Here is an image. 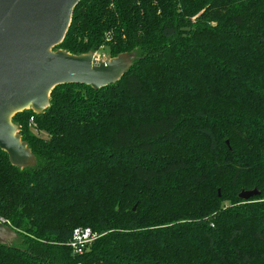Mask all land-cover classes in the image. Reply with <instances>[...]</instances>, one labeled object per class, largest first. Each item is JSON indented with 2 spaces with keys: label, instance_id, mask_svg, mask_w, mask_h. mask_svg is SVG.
<instances>
[{
  "label": "trees",
  "instance_id": "1",
  "mask_svg": "<svg viewBox=\"0 0 264 264\" xmlns=\"http://www.w3.org/2000/svg\"><path fill=\"white\" fill-rule=\"evenodd\" d=\"M101 46L132 55L117 82L12 117L33 162L0 149V264H264V0H81L53 50Z\"/></svg>",
  "mask_w": 264,
  "mask_h": 264
},
{
  "label": "water",
  "instance_id": "2",
  "mask_svg": "<svg viewBox=\"0 0 264 264\" xmlns=\"http://www.w3.org/2000/svg\"><path fill=\"white\" fill-rule=\"evenodd\" d=\"M80 1L0 0V149L14 166L33 162L12 123L16 113L44 111L56 86L82 84L97 90L117 82L130 67L132 55L96 59L94 53L53 50L64 39ZM258 194L255 188L241 191L238 198L247 201ZM16 236L0 221V241L11 243Z\"/></svg>",
  "mask_w": 264,
  "mask_h": 264
},
{
  "label": "built area",
  "instance_id": "3",
  "mask_svg": "<svg viewBox=\"0 0 264 264\" xmlns=\"http://www.w3.org/2000/svg\"><path fill=\"white\" fill-rule=\"evenodd\" d=\"M98 237L100 234L94 232L90 227H76L72 231L68 245L74 253L80 254Z\"/></svg>",
  "mask_w": 264,
  "mask_h": 264
},
{
  "label": "rangeland",
  "instance_id": "4",
  "mask_svg": "<svg viewBox=\"0 0 264 264\" xmlns=\"http://www.w3.org/2000/svg\"><path fill=\"white\" fill-rule=\"evenodd\" d=\"M94 58H96V59H106V58H108L106 49L103 46H101V48L98 50V52H96L94 54ZM251 190H253V189H251ZM238 191H239V189L236 191V193H238V195H239V193L241 191H248V190H241L239 192ZM216 193H217V195L220 196L221 195V190L219 188H217L216 189ZM224 199L225 200H222V202H221V206L222 207L229 206L231 202H229L226 197H224ZM0 220H2L4 222L3 218H0ZM6 241L10 242L9 240H6Z\"/></svg>",
  "mask_w": 264,
  "mask_h": 264
}]
</instances>
